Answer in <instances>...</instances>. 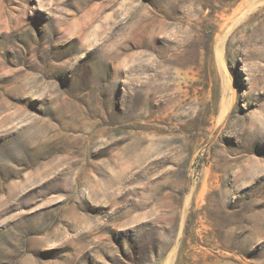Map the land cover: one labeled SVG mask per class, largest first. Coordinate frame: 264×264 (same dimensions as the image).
<instances>
[{
	"label": "rangeland",
	"instance_id": "rangeland-1",
	"mask_svg": "<svg viewBox=\"0 0 264 264\" xmlns=\"http://www.w3.org/2000/svg\"><path fill=\"white\" fill-rule=\"evenodd\" d=\"M0 264H264V0H0Z\"/></svg>",
	"mask_w": 264,
	"mask_h": 264
}]
</instances>
